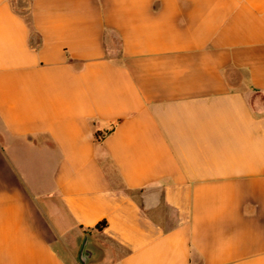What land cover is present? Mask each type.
Wrapping results in <instances>:
<instances>
[{"label": "crops", "instance_id": "obj_1", "mask_svg": "<svg viewBox=\"0 0 264 264\" xmlns=\"http://www.w3.org/2000/svg\"><path fill=\"white\" fill-rule=\"evenodd\" d=\"M86 236L92 264H264V0H0V264Z\"/></svg>", "mask_w": 264, "mask_h": 264}, {"label": "rangeland", "instance_id": "obj_2", "mask_svg": "<svg viewBox=\"0 0 264 264\" xmlns=\"http://www.w3.org/2000/svg\"><path fill=\"white\" fill-rule=\"evenodd\" d=\"M9 151L16 158L28 163L31 174L36 176L38 180L40 179L41 181H43V183L46 184L49 183V179H48L49 167L46 168V166L44 165L42 160V155L38 149L32 150L30 148H21L18 146V147L10 148ZM107 167L109 168L110 172L113 174V177L116 179L117 184H120V181L112 165L107 163ZM86 237L83 239L82 245L85 242ZM77 264H83V263L81 261H78ZM86 264H92V262L89 261Z\"/></svg>", "mask_w": 264, "mask_h": 264}, {"label": "water", "instance_id": "obj_3", "mask_svg": "<svg viewBox=\"0 0 264 264\" xmlns=\"http://www.w3.org/2000/svg\"><path fill=\"white\" fill-rule=\"evenodd\" d=\"M92 256L93 251L91 249V239L89 238V236H87L85 242L82 245L79 258L83 264H86L87 262H89Z\"/></svg>", "mask_w": 264, "mask_h": 264}, {"label": "trees", "instance_id": "obj_4", "mask_svg": "<svg viewBox=\"0 0 264 264\" xmlns=\"http://www.w3.org/2000/svg\"><path fill=\"white\" fill-rule=\"evenodd\" d=\"M96 137L99 141H101V138H102V133L100 131H97L96 132ZM108 226V221L105 219V220H102L100 221L97 225H96V229L98 231H104Z\"/></svg>", "mask_w": 264, "mask_h": 264}]
</instances>
